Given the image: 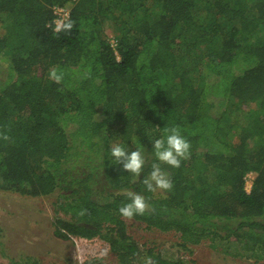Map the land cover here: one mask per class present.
I'll return each instance as SVG.
<instances>
[{
	"label": "trees",
	"instance_id": "obj_1",
	"mask_svg": "<svg viewBox=\"0 0 264 264\" xmlns=\"http://www.w3.org/2000/svg\"><path fill=\"white\" fill-rule=\"evenodd\" d=\"M55 6L71 7V33ZM173 126L190 156L161 165L170 192H148L110 149L141 148L143 178ZM0 189L56 194L55 234L99 237L120 264H196L181 250L216 237L264 253V0H0ZM128 190L153 209L132 219L174 231L177 252L128 233Z\"/></svg>",
	"mask_w": 264,
	"mask_h": 264
},
{
	"label": "rangeland",
	"instance_id": "obj_2",
	"mask_svg": "<svg viewBox=\"0 0 264 264\" xmlns=\"http://www.w3.org/2000/svg\"><path fill=\"white\" fill-rule=\"evenodd\" d=\"M69 13L70 6H63ZM62 9V8H61ZM67 11V12H66ZM56 18V25L68 17ZM108 39L114 43V32L107 28ZM247 108V107H245ZM254 173L246 175V188L250 190ZM56 194L28 196L0 189V264H12L20 256L31 255L44 264H120L108 242L55 234L52 220L55 214ZM127 231L144 246L176 251L179 236L174 231L147 229L133 219L125 220ZM191 252L182 249L187 263L196 264H264V253L242 249L235 241L221 238L204 239L190 245Z\"/></svg>",
	"mask_w": 264,
	"mask_h": 264
},
{
	"label": "clouds",
	"instance_id": "obj_3",
	"mask_svg": "<svg viewBox=\"0 0 264 264\" xmlns=\"http://www.w3.org/2000/svg\"><path fill=\"white\" fill-rule=\"evenodd\" d=\"M72 29L73 22L71 19L61 20L55 27L57 33H71ZM63 76V72L57 67L54 66L49 69L48 78L52 82L60 84ZM4 139H8V137L5 136ZM151 143L155 162L151 164L148 175L143 178L140 177L146 161L141 148L128 151L124 146L114 144L110 149V154L116 164L122 165L124 171L131 173L144 185L146 191L156 192L160 190L170 192L173 188V182L170 176L162 170L161 165L164 164L171 168H179L181 161L189 158L191 144L181 135V130L178 126L164 128L163 135ZM126 195L128 202L118 208L121 217L131 220L134 216H142L153 210L152 205L144 195L132 190H128ZM86 212V209H82L79 215L84 216ZM143 264H157V262L152 257H145Z\"/></svg>",
	"mask_w": 264,
	"mask_h": 264
},
{
	"label": "built area",
	"instance_id": "obj_4",
	"mask_svg": "<svg viewBox=\"0 0 264 264\" xmlns=\"http://www.w3.org/2000/svg\"><path fill=\"white\" fill-rule=\"evenodd\" d=\"M62 8V9H61ZM54 9H55V13H57L59 16H58V18L62 15V13H64V7L63 6H55L54 7ZM67 12V11H66ZM65 15H63L64 17L66 16V17H68L69 16V13H64Z\"/></svg>",
	"mask_w": 264,
	"mask_h": 264
}]
</instances>
